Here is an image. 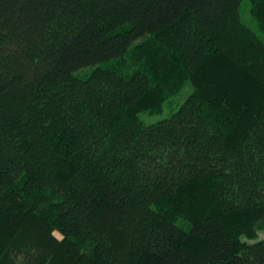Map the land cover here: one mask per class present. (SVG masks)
I'll return each instance as SVG.
<instances>
[{
    "label": "trees",
    "instance_id": "trees-1",
    "mask_svg": "<svg viewBox=\"0 0 264 264\" xmlns=\"http://www.w3.org/2000/svg\"><path fill=\"white\" fill-rule=\"evenodd\" d=\"M243 1L0 0V264H264Z\"/></svg>",
    "mask_w": 264,
    "mask_h": 264
},
{
    "label": "rangeland",
    "instance_id": "rangeland-1",
    "mask_svg": "<svg viewBox=\"0 0 264 264\" xmlns=\"http://www.w3.org/2000/svg\"><path fill=\"white\" fill-rule=\"evenodd\" d=\"M241 17L244 23H246L249 27L253 28L254 30L258 31L257 24L255 21L252 19L251 14H250V3L249 0H244L241 6ZM192 89L191 84L188 85V87L184 90L182 96L175 97L173 100L176 102V107H178L179 102L183 101L188 94L190 93ZM182 99V100H181ZM171 115V110L166 109L162 114H147V113H142L140 117L148 124L155 123L157 121H160L164 118H167ZM58 236H60L57 233ZM260 239H264V232L260 233ZM250 241V240H249ZM251 264V263H250Z\"/></svg>",
    "mask_w": 264,
    "mask_h": 264
}]
</instances>
